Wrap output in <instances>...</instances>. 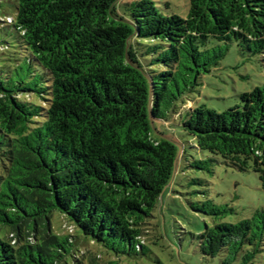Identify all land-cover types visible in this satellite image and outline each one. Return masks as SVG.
<instances>
[{"label":"trees","instance_id":"trees-1","mask_svg":"<svg viewBox=\"0 0 264 264\" xmlns=\"http://www.w3.org/2000/svg\"><path fill=\"white\" fill-rule=\"evenodd\" d=\"M188 1L185 19L149 0H16L0 17V30L17 33L13 51L0 44V264H118L142 253L182 153L157 123L257 174L264 191V84L222 113L187 106L228 43L264 54V0ZM196 240L203 257L227 250V261L246 248L249 264L264 246V211Z\"/></svg>","mask_w":264,"mask_h":264},{"label":"rangeland","instance_id":"rangeland-1","mask_svg":"<svg viewBox=\"0 0 264 264\" xmlns=\"http://www.w3.org/2000/svg\"><path fill=\"white\" fill-rule=\"evenodd\" d=\"M140 0H121V4ZM156 10L164 16H178L185 19L189 12L188 0H149ZM16 0H0V17L13 16ZM5 26L0 30V44L9 43L13 51L17 33ZM212 43L210 46L222 45ZM227 52L218 65L210 72L197 79L193 93L188 97V108L204 107L222 113L240 105L239 96L249 93L255 87L264 84V54L250 55L241 51L234 41L228 43ZM3 54H0V66ZM171 124V123H169ZM165 136L173 139L182 147V153L170 183L160 198V205L150 220L149 234L142 253L119 256L118 264H242L239 252L233 260L227 261V250L221 251L213 258L203 257L199 251L196 237L205 227L215 224H236L250 219L256 211H264V191L257 174L252 171L241 172L226 166L218 156L197 151L194 140L182 133L177 127L157 123ZM208 163L201 165L202 170L189 167L196 161ZM207 169L210 173H207ZM223 210L221 215L212 216L213 207ZM56 229L66 234L64 220L56 217ZM92 255L107 257L92 247ZM102 262V263H103ZM249 264H264V246Z\"/></svg>","mask_w":264,"mask_h":264},{"label":"built area","instance_id":"built-area-1","mask_svg":"<svg viewBox=\"0 0 264 264\" xmlns=\"http://www.w3.org/2000/svg\"><path fill=\"white\" fill-rule=\"evenodd\" d=\"M8 21L10 22V19H8Z\"/></svg>","mask_w":264,"mask_h":264}]
</instances>
